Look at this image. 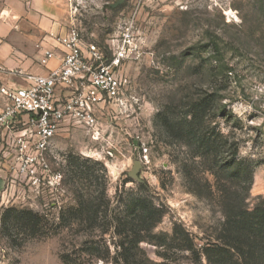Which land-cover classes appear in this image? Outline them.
I'll return each instance as SVG.
<instances>
[{"label": "rangeland", "instance_id": "1", "mask_svg": "<svg viewBox=\"0 0 264 264\" xmlns=\"http://www.w3.org/2000/svg\"><path fill=\"white\" fill-rule=\"evenodd\" d=\"M73 11L85 43L108 54V45L129 31L139 55L120 68L122 104L99 107L96 134L65 123L52 140L47 160L51 172L61 174L58 186L36 189L10 177L3 185L0 214L30 209L41 215L43 235L26 239L16 230L0 237V264H64L61 254L78 264H123L110 233L87 235L67 221L78 193H96L104 183L109 215H124L140 196L164 211L156 238L135 250L137 264H207L201 254L195 261L177 248L173 225L186 229L200 253L221 213L216 200L187 190L180 163L185 149L169 144L157 116L165 107L214 93L211 120L239 140L238 157L254 163L249 205L264 197V0H84ZM70 156L79 159L82 175L71 174ZM135 161L140 182L128 176ZM197 163L188 162L195 179L212 181ZM91 241L105 259L81 254Z\"/></svg>", "mask_w": 264, "mask_h": 264}, {"label": "trees", "instance_id": "2", "mask_svg": "<svg viewBox=\"0 0 264 264\" xmlns=\"http://www.w3.org/2000/svg\"><path fill=\"white\" fill-rule=\"evenodd\" d=\"M213 94L175 105L172 110L165 107L157 116L169 144L185 149L180 163L187 190L196 197L216 200L222 216L214 236L203 243L200 253L182 225H173L172 240L195 261H199L201 254L207 264H264V197L257 196L249 205L254 163L239 158V140L221 132L219 124L211 120L210 113L216 106ZM194 161L199 162L198 168L210 175L212 181L195 179L188 165ZM68 163L73 176L82 175L76 171L80 167L78 158L70 156ZM109 212L112 211L104 183L96 193H78L76 206L67 211V221L76 223L87 235L97 229L101 236L110 233L117 240L113 247L121 262L137 264L135 250H139L140 243L156 238L153 230L164 211L140 196L127 205L124 215ZM42 220L30 209H4L0 214V237L13 236L16 230L26 239L42 236ZM98 245L85 242L79 251L93 261L103 260L105 256H101ZM60 260L64 264H78L68 254H61Z\"/></svg>", "mask_w": 264, "mask_h": 264}, {"label": "built area", "instance_id": "3", "mask_svg": "<svg viewBox=\"0 0 264 264\" xmlns=\"http://www.w3.org/2000/svg\"><path fill=\"white\" fill-rule=\"evenodd\" d=\"M75 9L83 5L75 1ZM129 31L108 45V54L93 43H85L76 27L54 38L61 47L60 66L44 76H28L26 86L0 87V128L6 132L0 158V198L10 177L26 185L55 187L59 172H51L47 153L65 123H73L96 134L97 112L102 104H122L123 84L119 70L136 59L138 47ZM54 53L44 50L39 60L46 66Z\"/></svg>", "mask_w": 264, "mask_h": 264}, {"label": "crops", "instance_id": "4", "mask_svg": "<svg viewBox=\"0 0 264 264\" xmlns=\"http://www.w3.org/2000/svg\"><path fill=\"white\" fill-rule=\"evenodd\" d=\"M75 1L0 0V87H24L28 76H44L60 66L61 47L54 38L76 27ZM44 50L55 55L46 66L39 63ZM5 135L0 128V151Z\"/></svg>", "mask_w": 264, "mask_h": 264}, {"label": "water", "instance_id": "5", "mask_svg": "<svg viewBox=\"0 0 264 264\" xmlns=\"http://www.w3.org/2000/svg\"><path fill=\"white\" fill-rule=\"evenodd\" d=\"M117 5V4H116ZM140 164L138 161H135L133 163V166L131 168V171L128 173V176L132 178L133 180H136L137 182H140V180L137 177L138 171H139Z\"/></svg>", "mask_w": 264, "mask_h": 264}]
</instances>
